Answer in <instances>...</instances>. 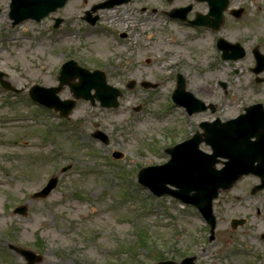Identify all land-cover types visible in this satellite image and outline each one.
<instances>
[{
    "label": "rangeland",
    "instance_id": "obj_1",
    "mask_svg": "<svg viewBox=\"0 0 264 264\" xmlns=\"http://www.w3.org/2000/svg\"><path fill=\"white\" fill-rule=\"evenodd\" d=\"M10 2L0 0V70L19 93L0 85V264L25 261L10 245L42 255L38 264H157L193 255L198 264H264V191L250 195L258 183L254 177H244L214 202L213 242L196 208L170 196L156 198L137 182L142 167L168 159L163 147L214 116L187 118L174 105L177 74L199 99L218 104L222 119L264 100V84L257 86L250 71L253 48L264 53V0H230L219 32L195 30L160 11L191 2L194 13L207 12V4L195 0L167 6L164 0H131L102 11L96 28L82 20L85 0H70L39 22L16 26ZM240 8H245L241 18L230 14ZM56 17L63 19L58 29ZM124 32L129 35L121 38ZM218 36L243 44L247 56L223 60L215 46ZM69 59L103 71L122 92L119 107L79 99L71 115L61 118L34 103L31 87L57 86L60 67ZM143 81L157 86L144 88ZM59 96L74 98L68 86ZM96 130L109 144L92 136ZM115 151L123 157L115 159ZM66 166L71 168L61 172ZM53 176L59 184L50 195L33 198ZM18 205L29 206L26 216L13 212ZM232 218L247 223L232 230Z\"/></svg>",
    "mask_w": 264,
    "mask_h": 264
},
{
    "label": "water",
    "instance_id": "obj_2",
    "mask_svg": "<svg viewBox=\"0 0 264 264\" xmlns=\"http://www.w3.org/2000/svg\"><path fill=\"white\" fill-rule=\"evenodd\" d=\"M68 0H12L10 5V18L13 19V26L20 22L33 18L41 20L49 13L63 7ZM129 0H110L94 7V11L99 8L112 7L116 4L128 2ZM207 1L210 11L207 15H197L192 21L196 25H205L219 30L223 20L224 12L229 6V0H198ZM189 8L174 11L172 16L185 19ZM236 17H240L243 9L232 11ZM61 20H57L59 25ZM96 18L91 20L94 24ZM219 48L223 51V59L237 60L245 55L243 47L239 44H231L224 39L218 42ZM257 50H255L256 52ZM257 64L264 63V55L256 52ZM258 73L259 70H256ZM4 73L0 71L1 84L11 89L9 82L2 77ZM78 78L79 81H71ZM60 85L58 87L45 88L34 86L31 97L47 106L50 109L60 111L62 117H68L76 106V100H61L57 95L64 85H69L76 99L90 100L94 105L95 101H100L104 107H118V97L121 96L119 89L107 83L106 75L100 71L89 70L80 67L75 61L65 63L60 72ZM145 87H151L147 82L142 83ZM226 88V84L222 83ZM15 90V88H12ZM95 91L92 94V91ZM16 91V90H15ZM173 100L182 106L187 107L190 114L204 111L207 107L203 102L185 90V79L178 75V87L173 94ZM245 113L236 119L220 123H202L201 128L205 130L204 141L211 146L212 153L208 154L199 150L202 142L199 134L191 139L180 143L172 148L166 149L170 155V160L159 166H149L140 170L138 174L139 183L158 197L171 195L181 202L195 206L210 226V241L215 239L216 217L213 213V201L219 196L222 190H229L243 176L255 174L264 179V108L261 104H256L245 109ZM95 138L108 143L107 136L97 131L93 134ZM252 138H256L252 141ZM123 156L120 152H115V158ZM220 158V159H219ZM223 161L224 166L220 169L217 164ZM70 166L63 168L66 171ZM263 181V180H262ZM58 178L50 179L47 186L40 192L34 194L35 198H45L57 186ZM264 183L256 186L252 194L261 190ZM28 208L21 205L15 209V213L27 215ZM244 220H232V227L237 228L243 225ZM25 256L28 264H36L42 260L41 256L35 253L16 249ZM196 257H187L181 263L173 261L159 262L158 264H196Z\"/></svg>",
    "mask_w": 264,
    "mask_h": 264
},
{
    "label": "flooded vegetation",
    "instance_id": "obj_3",
    "mask_svg": "<svg viewBox=\"0 0 264 264\" xmlns=\"http://www.w3.org/2000/svg\"><path fill=\"white\" fill-rule=\"evenodd\" d=\"M103 1H105V0H103ZM103 1H101V2H98V3H102ZM173 1V0H172ZM172 1H167V0H164V6H167V4H168V2H172ZM130 2V1H129ZM128 2V3H129ZM98 3H89L87 0H85V5H86V8H85V10H84V15L82 16V20H84L87 24H89V22L93 19V18H95V17H97V23H96V25H90L91 26V28H96L97 26H99V24L102 22V11H104V10H110V9H114V8H117V7H120V6H122V5H125V4H119V5H114V6H112V7H108V8H100V9H98V10H96V11H93V8H94V6L96 5V4H98ZM189 4H192L191 2H188V4H186V3H183V4H181L180 6H178L177 8H181V7H185V6H187V5H189ZM163 6V7H164ZM192 6H193V9H192V11H190V13H189V15H188V18L189 19H192L194 16H195V14H196V12H198V11H196L195 13L193 12V10H194V8H195V6H196V4H192ZM161 7V6H160ZM176 8V7H175ZM174 8V9H175ZM171 9H173V8H163V9H161L160 8V11L162 12V14L163 15H166V16H169V10H171ZM153 12H156L157 10L156 9H153L152 10ZM193 12V15H191V13ZM57 18V17H56ZM54 20H55V18H54ZM62 23H63V21H62ZM124 34V36L122 37V38H126V37H128V33L127 32H124L123 33ZM247 56V55H246ZM245 56V57H246ZM252 56H253V58H254V66H250V71L253 73V74H255V76L253 77V80H254V82L256 83V85L257 86H261L262 84H264V63H262L261 65H255V52H253V54H252ZM245 57H243L242 59H244ZM242 59H240V60H242ZM256 66V67H255ZM260 68H263V69H260ZM257 69H260L261 71L259 72V73H255V71L254 70H257ZM207 103H214V102H207ZM255 103H262L263 104V107H264V100H257V101H254V102H251V103H249L248 105H246V106H249V105H253V104H255ZM215 104V106H213L212 108H209V109H207V110H205L204 111V113H206V112H210L211 114H214V116L212 117V118H208V119H203V120H201V121H207V122H209V121H213V120H215V119H220V120H222V121H225L226 119H222L220 116H218V115H216L217 114V112H218V110H219V105L218 104H216V103H214ZM245 106V107H246ZM244 107V108H245ZM244 108H243V110H244ZM214 110V111H213ZM243 110L242 111H240L238 114H241L242 112H243ZM200 113H203V112H200ZM200 113H196V114H200ZM196 114H193V115H187V118H192L194 115H196ZM201 121L200 122H198V127H199V125H200V123H201ZM198 131V128L197 129H195L193 132L195 133V132H197ZM192 132V133H193ZM191 133V134H192ZM190 134V135H191ZM178 141H176V142H174V143H172L171 145H174V144H176ZM257 181H259V178L258 177H254ZM257 214H260V211L258 210L257 211ZM247 220V219H246ZM262 237H264V235H262Z\"/></svg>",
    "mask_w": 264,
    "mask_h": 264
}]
</instances>
